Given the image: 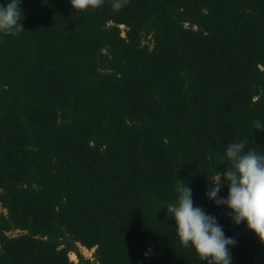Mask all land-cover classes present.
<instances>
[{"label":"trees","instance_id":"1","mask_svg":"<svg viewBox=\"0 0 264 264\" xmlns=\"http://www.w3.org/2000/svg\"><path fill=\"white\" fill-rule=\"evenodd\" d=\"M112 2L21 0L25 31L0 32V264H207L166 215L177 178L232 264H264L205 196L223 147L264 150V0Z\"/></svg>","mask_w":264,"mask_h":264},{"label":"clouds","instance_id":"2","mask_svg":"<svg viewBox=\"0 0 264 264\" xmlns=\"http://www.w3.org/2000/svg\"><path fill=\"white\" fill-rule=\"evenodd\" d=\"M73 11L95 10L104 0H69ZM126 0H113L112 7L120 10ZM21 0H10L7 5L0 4V32L15 35L25 31L22 27L23 12L19 7ZM257 131L264 130V124L255 122ZM224 148L223 156L217 165L225 164L226 170L213 176L207 175L205 196L217 206L229 211L228 217L234 225L244 223L264 246V150L254 147L247 149L244 141L231 142ZM259 149V151H257ZM173 202L166 207L167 217L174 223L178 243L191 249L196 258L207 264H232L230 248L236 239L225 235L217 218L196 206L192 190L177 178ZM227 186V196H219L223 186Z\"/></svg>","mask_w":264,"mask_h":264},{"label":"rangeland","instance_id":"3","mask_svg":"<svg viewBox=\"0 0 264 264\" xmlns=\"http://www.w3.org/2000/svg\"><path fill=\"white\" fill-rule=\"evenodd\" d=\"M121 29H122V27H121ZM122 35V34H121ZM263 70H264V68H262ZM0 213H4V210H2L1 208H0ZM18 232L17 231H11V232H8L7 234L8 235H12V236H14L15 234H17ZM78 250H79V253L84 257V258H88V259H91V254H92V250H86V249H84V248H82V247H79L78 246ZM68 257H69V260L70 261H72L74 264L76 263V258H75V256L73 255V254H69L68 255Z\"/></svg>","mask_w":264,"mask_h":264}]
</instances>
